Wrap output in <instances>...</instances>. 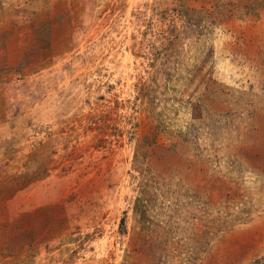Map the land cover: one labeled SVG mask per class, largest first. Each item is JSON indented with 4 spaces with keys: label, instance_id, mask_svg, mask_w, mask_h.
<instances>
[{
    "label": "rangeland",
    "instance_id": "374dc122",
    "mask_svg": "<svg viewBox=\"0 0 264 264\" xmlns=\"http://www.w3.org/2000/svg\"><path fill=\"white\" fill-rule=\"evenodd\" d=\"M0 264H264V0H0Z\"/></svg>",
    "mask_w": 264,
    "mask_h": 264
}]
</instances>
